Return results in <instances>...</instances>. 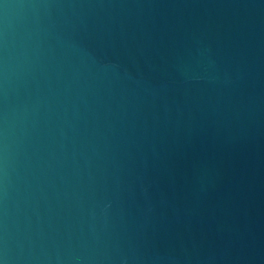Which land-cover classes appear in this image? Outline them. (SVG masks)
Segmentation results:
<instances>
[{
	"label": "water",
	"instance_id": "water-1",
	"mask_svg": "<svg viewBox=\"0 0 264 264\" xmlns=\"http://www.w3.org/2000/svg\"><path fill=\"white\" fill-rule=\"evenodd\" d=\"M0 264H264V0H0Z\"/></svg>",
	"mask_w": 264,
	"mask_h": 264
}]
</instances>
